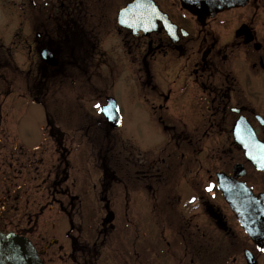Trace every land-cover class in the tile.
<instances>
[{
  "label": "rangeland",
  "instance_id": "374dc122",
  "mask_svg": "<svg viewBox=\"0 0 264 264\" xmlns=\"http://www.w3.org/2000/svg\"><path fill=\"white\" fill-rule=\"evenodd\" d=\"M75 1L34 0L31 3V0H0L2 9L0 18V59L2 61L0 65V109L6 112L1 115L0 121L4 128L12 132L17 133L20 127L19 135L22 139H29V135L37 134L38 136L40 130L38 140L40 141L43 138V130L40 129V125H45V121L43 122L41 117L48 115L51 118L53 114H46L44 105L33 104L34 98L41 97L49 111L61 110V121L66 122L74 130L81 129L79 134L75 132L76 137H82V135L84 138L89 137L85 139V142H91V145L88 144L91 148L89 153L92 157L96 154L97 161L91 171L93 180L90 181V184L94 180L97 184L96 211L102 213L105 203L101 205L100 196L103 199V188L101 189L98 184V177L103 172L105 148L113 147L109 152L115 153L114 163L118 166H122V156L126 155L125 150H122L124 146L127 151L134 150L137 156L143 154L144 156L141 157L151 159L152 162L160 159V154L163 155L162 150L167 145V139L161 133V129L159 132L153 118L154 112H151L153 107L150 105L158 106L161 102L165 106L169 105L163 101L162 97H158L157 92L164 95L169 91L173 94L177 93L182 84L177 69L182 66V61L170 59V54L165 57V53L159 57L163 62L159 64V60L155 59L156 55L151 53L147 57L150 66L149 74H147L146 68L141 65V63L144 64V57H141L140 53L147 54L146 47L153 40L154 35L142 39L128 36L117 23L119 8L131 0H84L85 4L80 5V10H83L82 18L85 20L82 31L90 35V41L94 48H90L87 54L81 52L80 59L78 58V62H76L77 65L73 64V60L69 59L68 55L63 54V59L66 61L63 68L59 71H51L49 78L44 79L45 81L41 83L42 69H37L39 53L36 52L35 47L32 49L34 41L38 39L36 34L38 31L48 29L50 35L56 40L58 33L63 31L62 27L68 26L69 28V25L74 23V21H65L68 20L67 15L72 14V4ZM159 1L164 7L174 11L177 18L180 8L179 4L174 5L175 0ZM88 2L92 4L90 8L87 5ZM61 10H64V15L60 13ZM46 14L47 16H45ZM37 15L41 17L38 20H36ZM31 19L34 20L33 25L40 23L38 27L41 25V28H32ZM232 27V24L228 25L229 29ZM39 38L42 39V37ZM37 42L41 46L40 41L37 40ZM154 45L155 43H153ZM171 67L174 69L171 70ZM154 87L158 90H155ZM108 96L114 97L118 101L124 120V127L110 129V133L105 131V128H108L106 127L107 122L100 110L95 107L96 104L104 105ZM180 99L186 100V97ZM64 108L65 110H63ZM174 110L176 111L177 108H170V111ZM165 111L162 110L163 113ZM86 114H89L88 120L95 124L89 134L81 128L86 126L84 117ZM45 131L47 132V128ZM49 141L52 140L49 139ZM4 151L10 153L8 148H0V152ZM38 158L39 156L34 160ZM116 159H119V162H116ZM131 163L134 164V162ZM74 166L69 168L72 174L76 173L82 177V174L89 173V168L85 170L78 161ZM5 168H8L7 164H3V169ZM18 168L21 169V166L18 165ZM206 170V165L203 168L201 166L199 171L196 170L192 173L189 171L184 178L172 181L165 174V178L157 181L160 184L152 183L153 180L150 181L153 184L152 189L149 187L138 189V181L134 178L136 172L133 171L132 165L130 166L128 193L125 195L123 187H118L117 191L120 193L118 197L114 196L111 200L112 204L106 210L109 213L104 211L103 214L96 213V215L99 217V222L106 217V214L109 217L112 212L119 217L116 222L114 221L115 226L109 230L107 235H111L112 238H125L126 245L122 248L118 246L115 255L120 253L121 249L124 254H126L125 250H133L131 244H128L131 238L136 237L138 242L140 239L143 241L142 256L140 255L137 259L126 256L121 257L120 261L114 262L112 259L115 248L114 245L110 246V243L112 244L111 237L110 240L107 237V244L99 245L103 240L97 234V227L100 225L98 223L94 228L93 224L89 222V214L81 213L75 218V223L72 220L68 224L64 223L66 217L65 220H60L65 215L58 214L54 209L53 214L49 216L51 221L46 224V220H41L40 227L43 229L39 230V233L47 238L46 243H49L51 239H58L56 249L62 246V251L57 252V257L59 254L63 259H60L61 261L58 263L54 262V264H85L87 254L84 257L81 255L82 259L79 258L80 253L71 256L73 237L78 238L83 249L91 248L97 244L99 248L95 255L96 261L98 259L97 264H226L228 260L227 264H229L232 258L234 260V257L237 258V261H234L235 264H246L243 256L244 248L250 247L247 235L245 236L243 229L236 224V220L224 201L219 197L217 201L211 191L209 194L207 193L209 183L207 184L208 173ZM1 174L3 173L1 172ZM23 174L24 172L17 183L24 178ZM121 174L122 171L119 170L118 175ZM200 175H204V180L199 187L201 192H204L203 198L195 187V185L198 187L199 182L202 181ZM171 183L176 188V194H173ZM204 185H206V192L202 189ZM7 187L6 182H0V191H5ZM193 197H195V203L192 202ZM154 202H160L158 208H160L161 215L154 212L156 204ZM207 202L221 207L229 221L230 229L218 226L216 221L207 214L203 207ZM175 211L181 220L178 229L183 231L186 241L192 243L190 245L184 242V248L177 251L169 243L174 230L168 226L169 216L171 215L170 222H172L174 217L172 212ZM120 213H122V217L119 216ZM122 218H126V220ZM158 221L160 224L157 223ZM51 222L54 223L51 225ZM126 222H128L127 225ZM71 223L75 225L74 230L71 229ZM87 228L90 232H87ZM35 237L38 241L39 236ZM178 245L182 246L181 242ZM172 251L175 256L172 255ZM119 255L117 259H119ZM95 256L92 255L90 264L94 262ZM260 260L264 264V254L261 255Z\"/></svg>",
  "mask_w": 264,
  "mask_h": 264
},
{
  "label": "flooded vegetation",
  "instance_id": "af4514ba",
  "mask_svg": "<svg viewBox=\"0 0 264 264\" xmlns=\"http://www.w3.org/2000/svg\"><path fill=\"white\" fill-rule=\"evenodd\" d=\"M33 2L34 0H31V3ZM157 2L162 7L161 2L158 0ZM82 3L85 4L84 0H76L72 4V14L67 15L68 20L65 22L74 21V23L70 24L69 28L62 27L63 31L58 33L56 40L48 29L38 31L36 37L41 46L35 40L32 49L35 47L36 52L39 53L44 48L53 50L56 48L58 53H78L79 56L81 52L87 54L90 48L93 49L90 35L82 31L85 25V20L82 18L83 10H80ZM178 4L180 9L177 18L174 11L164 9L177 26L172 28V36L162 20L158 21L156 32L149 35L141 33L137 36L142 39L154 35L153 42L150 41L146 47L147 54L140 53V56L144 57V64L141 65L146 68L147 74L150 71L147 57L151 53L156 55L155 59L159 60V64L163 63L159 57L165 53V57L170 54V59L182 61V66L177 69L182 80L177 93L173 94L169 91L164 95L158 91V97H162L169 105L165 106L162 102L158 106L153 105L159 125L167 138L168 152L166 157L160 155L159 161L155 162L141 157L144 156L141 153L137 159L131 157L133 153H130L131 156L127 159L136 162L138 189L142 187L152 189V183H159L157 181H161L165 174L172 181L184 178L189 171L190 173L199 171L201 166L203 168L206 165L207 184L209 183L207 189L215 186L211 191L212 195L217 201L218 197L224 201L236 224L242 228L219 188L218 174L223 172V175L227 174L233 180L247 184L252 188L253 193L264 194V169L256 165L257 160L264 159V147L258 142L260 140L264 143V0H249L245 6L226 8L212 17L197 15L185 9L179 0H175L174 5ZM87 5L89 8L92 6L90 2ZM60 13L64 15V10ZM92 15L94 17V14ZM40 18L36 16V20ZM33 22L34 20L31 19L32 28H41V25L38 27L40 23L36 21L37 25H33ZM51 24L54 26L53 22ZM229 24L233 26L231 29L228 28ZM125 33L128 36L130 34L128 30H125ZM62 57H64L63 53L60 55V58ZM76 62L78 61H74L73 64ZM64 65L65 62L60 59L55 67L38 61L37 69L63 68ZM172 69L174 68L171 67ZM182 97H186V100L180 99ZM172 107H176L177 110L170 111ZM163 109L167 114L166 111L162 112ZM1 115L3 113L0 112V117ZM58 117L52 115L49 119L48 115L45 116L49 125L41 126L43 138L40 141L37 134L29 135V139H22L19 132L4 128L0 121V148L10 150V153L0 152V182L8 184L5 191H0V230L28 235L38 246L46 240L39 233V230L43 229L40 227V221L46 220L48 224L51 221L49 216L53 214L55 208L58 214L66 215L69 223L72 220L75 223V218L81 213L94 212L97 204L95 182L91 189H83L87 187L81 185L83 179L79 182L73 180L70 184L72 187L66 186L70 174L65 173L64 163L66 167L71 166L75 156L73 151L78 149L80 142L76 141L74 131L58 124L60 121ZM235 127H237V138ZM242 143L249 146L254 160L248 158ZM38 156L39 158L34 160ZM91 159L92 157H89L87 164H91ZM3 164H7L8 168L3 169ZM23 172L24 178L17 183ZM127 175L123 179L125 183H127ZM200 176L202 181L199 182L198 187L197 185L195 187L203 198L204 192H201L199 187L204 175ZM84 177L88 180L93 179L91 173L84 174ZM99 185L101 189L103 188L102 195L107 194L108 197L105 196V199L109 198L111 202L112 183L103 176ZM170 186L174 191L173 194H176V188L172 183ZM205 188L206 185L202 189L205 191ZM206 204L203 206L204 210L216 221V224L230 229L229 221L221 207L210 202ZM52 223L54 222L50 224ZM180 223L181 220L176 216L171 222V230H174L176 240L192 245L186 241L183 231L178 229ZM74 226L71 223L72 230L75 229ZM33 229L34 231H31ZM29 231L31 232L28 233ZM36 235L39 236L38 241ZM246 235L251 249L259 258L264 251L245 232ZM57 244L58 241L41 250L46 261H54L57 252L62 251V246L56 249ZM91 248L83 249L78 238L73 237L71 256L80 253L79 258L82 259L87 254L85 264H90L92 255L95 256L98 251L97 244ZM257 251L259 253H256ZM243 256L247 262L246 255ZM234 261L236 262L237 258L234 257V260L232 258L230 264H235ZM258 261L260 264L259 259ZM97 262L95 256L92 264Z\"/></svg>",
  "mask_w": 264,
  "mask_h": 264
},
{
  "label": "water",
  "instance_id": "95a60500",
  "mask_svg": "<svg viewBox=\"0 0 264 264\" xmlns=\"http://www.w3.org/2000/svg\"><path fill=\"white\" fill-rule=\"evenodd\" d=\"M143 1V3L141 2ZM184 5L189 6L194 12L201 15H211L219 11L224 6H233L237 4H244L246 0H183ZM152 6V2L149 0H137L129 5L130 15L128 17H121V21H127V23H122L124 26L133 28L134 31L138 30L137 24L139 21H147V17L150 15L139 14L133 16V11L138 7L142 6ZM127 10H124L126 12ZM123 13V12H122ZM124 17V18H123ZM153 20V19H152ZM47 61L53 58V61L56 62L55 56H51L50 53L44 55ZM109 109L108 115L114 117V119H109L110 123L115 126H121L122 120L119 114V108L115 100L110 99V103L105 106ZM108 115H106L108 117ZM229 200V198H227ZM232 200V202L230 201ZM230 203L237 210H240L239 205L233 203V198L230 197ZM247 230L255 236L257 232V227L249 225V222H244ZM255 232V233H254ZM0 264H44L40 259L38 252L34 245L26 238L20 237L13 233L4 234L0 232Z\"/></svg>",
  "mask_w": 264,
  "mask_h": 264
},
{
  "label": "snow or ice",
  "instance_id": "6c2138e0",
  "mask_svg": "<svg viewBox=\"0 0 264 264\" xmlns=\"http://www.w3.org/2000/svg\"><path fill=\"white\" fill-rule=\"evenodd\" d=\"M121 23H127V21L122 20ZM95 107H96L98 110H100L101 114L108 115L109 109L103 107V106L100 105V104H96ZM117 111H119V110H117ZM108 118H109V119H114V117H111L110 115H108ZM213 187H214V186L209 187L208 191H212V188H213ZM192 202L195 203V197H193ZM262 251H264V249H262Z\"/></svg>",
  "mask_w": 264,
  "mask_h": 264
}]
</instances>
